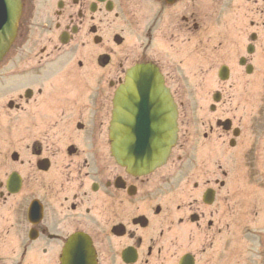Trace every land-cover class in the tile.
Masks as SVG:
<instances>
[{
    "label": "flooded vegetation",
    "instance_id": "flooded-vegetation-1",
    "mask_svg": "<svg viewBox=\"0 0 264 264\" xmlns=\"http://www.w3.org/2000/svg\"><path fill=\"white\" fill-rule=\"evenodd\" d=\"M0 62V264H264V0H20ZM156 66L164 165L112 153L113 99Z\"/></svg>",
    "mask_w": 264,
    "mask_h": 264
},
{
    "label": "water",
    "instance_id": "water-1",
    "mask_svg": "<svg viewBox=\"0 0 264 264\" xmlns=\"http://www.w3.org/2000/svg\"><path fill=\"white\" fill-rule=\"evenodd\" d=\"M19 15V0H0V60L15 36ZM176 120V106L158 69L150 64L133 67L114 98V157L134 173L161 166L176 142ZM68 247L66 264H92L87 240L73 238Z\"/></svg>",
    "mask_w": 264,
    "mask_h": 264
},
{
    "label": "rangeland",
    "instance_id": "rangeland-1",
    "mask_svg": "<svg viewBox=\"0 0 264 264\" xmlns=\"http://www.w3.org/2000/svg\"><path fill=\"white\" fill-rule=\"evenodd\" d=\"M7 96H6V89L2 86H0V108L6 103ZM5 127L0 125V133L2 132L1 129H4Z\"/></svg>",
    "mask_w": 264,
    "mask_h": 264
}]
</instances>
